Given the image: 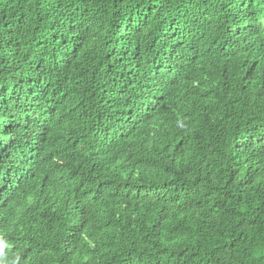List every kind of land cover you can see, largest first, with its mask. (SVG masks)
Segmentation results:
<instances>
[{
    "label": "trees",
    "instance_id": "trees-1",
    "mask_svg": "<svg viewBox=\"0 0 264 264\" xmlns=\"http://www.w3.org/2000/svg\"><path fill=\"white\" fill-rule=\"evenodd\" d=\"M0 264H264V0H0Z\"/></svg>",
    "mask_w": 264,
    "mask_h": 264
}]
</instances>
